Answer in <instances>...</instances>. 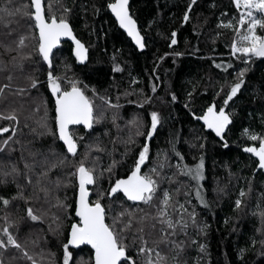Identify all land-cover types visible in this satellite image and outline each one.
<instances>
[{"label":"trees","instance_id":"16d2710c","mask_svg":"<svg viewBox=\"0 0 264 264\" xmlns=\"http://www.w3.org/2000/svg\"><path fill=\"white\" fill-rule=\"evenodd\" d=\"M112 1L51 0L53 11L58 17L66 15L75 36L88 50L87 59L81 63L73 54L75 44L62 42L53 52L52 70L64 76L67 63L70 66L67 77L81 81V87L87 85L86 95L94 103L95 115L104 117L92 129L70 127L74 137H84L78 140L75 156L67 154L57 136L54 97L47 86L49 68L38 53L34 21L21 14L10 27L0 23V87L10 85L0 97V115L7 117L14 113L16 116L15 120L0 118V128L8 129L0 132V197L10 201L5 207L0 200V229L7 217L11 233L37 264H63V244L67 243L69 227L78 222L74 215L78 181L69 174L88 151L85 146L98 144L103 151H91L86 161L89 167L95 166L99 173L113 160L118 162L111 175L105 172L96 184L87 186L91 202L105 193L101 203L107 224L111 225L113 218L125 210L134 211L137 219L142 215L154 217L167 190L172 196V207L168 209L172 218L180 219V205L187 210L183 213L188 223L186 234L178 228L177 235L172 237L177 244L183 242L180 264H264V244H261L264 223L259 215L264 210V170L255 172V158L242 151L243 146L259 145L258 140L251 141L244 134L245 129L264 137V57L249 59L240 53L232 54L241 10L234 6L233 0H196L189 12V21L185 22L183 16L191 0H129L130 13L144 39V49L139 51L111 16L108 4ZM48 2L45 0L46 15ZM5 4L22 8L30 0H0V6ZM65 7L70 9L68 13H64ZM229 22H233V27L221 26ZM173 32L176 44H172ZM257 34L264 35V30L258 29ZM21 36L28 37L21 55L31 53V58L13 62L11 57L17 53H5L3 45L15 48ZM114 62L122 68L121 72L112 71ZM243 68L248 69L245 83L225 105L230 86ZM29 77L38 81L36 88L30 87ZM18 88L25 91L17 93ZM100 97L120 107L109 108ZM45 106L48 125L54 134L46 133L40 126ZM210 106H215L216 112L223 107L230 115L231 123L221 134L223 138L205 130L197 120ZM153 111L160 116V123L149 138L147 130ZM114 114L118 117L115 125ZM134 118L136 123H130ZM137 127L142 133L139 136L135 135ZM130 135L133 142L126 143ZM145 143L149 152L142 175L154 167L160 173V176L153 175L158 185L152 204L130 201L123 192L109 198L106 195L109 186L133 168ZM62 156H66L65 163L52 168L46 178L40 177L41 183L37 186L39 174ZM201 157L204 159V179L200 182L204 204L197 198L196 181L177 167H192ZM25 163L33 166L31 170L25 169ZM13 165L20 174L5 176ZM40 188L49 190L47 197ZM241 190L247 193L243 198ZM21 191L24 198L13 199ZM57 197L66 202L67 210L56 206ZM238 198L242 199L240 208L235 205ZM28 207L42 219L32 221L27 216ZM193 211L196 224L189 217ZM54 216L59 217L62 225L57 235L50 231V225L53 229L56 227ZM122 219L126 223L128 217ZM202 225H207L205 232L199 231ZM117 227H123V223ZM140 227L144 228L148 246L156 247L153 242L160 239L161 225L151 218L143 224L134 220L132 227L121 234L126 237L127 256L135 264H146L147 256L138 254L141 241L137 229ZM0 239L7 243L6 236L0 235ZM200 244L206 246V254L199 251ZM158 248L168 256V264H172L177 250L163 243ZM241 249H245L243 254ZM69 251L72 254L69 264H93L89 247H69ZM0 260L3 264H31L23 258L20 249L12 246L0 249ZM122 264H131V261H122Z\"/></svg>","mask_w":264,"mask_h":264},{"label":"snow or ice","instance_id":"6c2138e0","mask_svg":"<svg viewBox=\"0 0 264 264\" xmlns=\"http://www.w3.org/2000/svg\"><path fill=\"white\" fill-rule=\"evenodd\" d=\"M196 0H191V3L188 5V11L184 13L183 20L185 22L189 21L190 16L189 12L192 9V6L195 4ZM233 4L237 9H243L240 12L239 24L241 26L247 25L246 29L240 30L237 29L238 39L233 40L232 42V54L235 55L240 53L242 56L249 57H264V35H258V29L264 30V0H233ZM108 8L111 9V12L115 15L116 20L119 22V26L126 30L127 34L135 41L136 45L141 49L144 48L143 38L140 35V32L137 30L136 21L129 14V0H115L114 3L108 4ZM64 13H68L70 9L64 8ZM23 15L27 19L34 21V28L38 30V53L42 57L43 61L46 62L49 66V71L47 74V86L50 90L52 96L55 98V125L56 131L58 132V138L63 142V145L66 147L67 154L72 156L77 155L78 151V140H83L84 137H74L69 130L70 125H83L86 129H92L94 123H99L102 120L103 114L100 116L95 115V106L92 99L86 95L87 85L81 87L82 82L78 81L75 78L67 77L66 73L70 69V66L65 63V75H57L53 72L52 56L53 49L59 44L61 37H70L75 44L73 49V54L78 62L83 63L87 59L88 50L79 39L73 35L72 28L66 18V15H60L59 17L53 11L51 0L47 4V15L45 9V0H30V4H25L21 7L12 8L10 4H5L0 6V23H3L5 27H10L11 23L14 22L17 15ZM222 27H233L231 22L228 24H222ZM11 35V33H8ZM176 33H172V44H176L175 39ZM28 39L27 36H21L16 43V47L12 48L9 45H3L4 51L7 54L15 51L16 56H12L11 59L13 62H16L18 59L23 61L25 59L31 58V53L26 55H21V50L26 47L25 41ZM115 61V57H113ZM245 63H248V60H245ZM19 67H23V64L20 63ZM220 67V65H217ZM247 68L240 70L236 77V82L230 86V91L227 95V98L224 100V104L227 105L237 94L240 92L242 86L245 83L244 76L247 72ZM113 72H121L122 68L114 62ZM31 88H36L38 81L34 78L29 77ZM8 80L11 81L12 77L9 76ZM10 85H4L0 87V97H3L5 88H9ZM153 92H155V86L153 87ZM24 88H18L17 93H23ZM95 94V89L92 90ZM175 100V96L172 97ZM108 104L109 108L118 109L119 104H112L110 100L105 97H100ZM148 100H145L147 103ZM46 105V102H45ZM215 106L208 107L203 117H198L197 119H203L204 124L207 128L212 129L217 136L222 137V133L225 130V127L231 123L230 115L225 112V109L221 107L219 112L214 110ZM151 126L147 130V137H152L157 126L160 123V116L157 112H151ZM0 118L15 120V114H10L7 117L0 115ZM117 115L112 116L113 124L117 119ZM130 123L135 124L136 119ZM40 126L45 129V132L48 134L52 133V130L49 128L47 120V108L45 106V116L42 118ZM118 127V126H117ZM7 128H0V132H7ZM42 135L44 133H41ZM107 134V133H105ZM142 133L137 127L135 135L139 136ZM245 135H248L251 141H259V147H246L244 150L248 153L254 154L258 157L259 163L258 167L264 169V137H260L256 134H250L247 129L244 131ZM131 135L128 138L126 143H131ZM5 144L8 141H4ZM88 151L85 152L83 158L80 160L79 164L76 166L75 171L70 173V176H73L78 181L79 194L75 202V215L79 218V221L71 225V231L68 235L67 243L63 244V264H69L71 259V252L69 251V246H79L81 244L91 245L92 249L95 250V264H122V261H131V264H135V261L131 257L127 256L128 245L124 243L126 237H123L121 234L126 232L132 227V223L136 220L137 223L143 224V222L149 218L155 219L160 225V239L154 241L156 247H149V241L144 237V228L140 227L137 229V232L140 234L139 239L141 241V246L138 249V254H144L147 256L146 264H168V256L162 254L158 246L160 243L171 244L173 250L176 251V255L172 257V264H180L179 256L183 252V247L181 242L177 244L175 237L177 235V229L185 232L188 227L187 221L183 218V213L187 210L183 205H180L181 216L180 219L174 220L169 214L168 209L172 207L171 194L165 190L163 196L159 201V206L157 207L156 215L154 217H148L147 215H142L138 219L136 218L134 211L125 210L113 218V223L111 225L105 222V208L101 203V198L105 193H100L98 198L94 202L89 201V191L87 186L94 185L98 180L103 177L104 173L107 172L109 175L112 174L113 168L118 163L113 160L112 164L107 168L99 171L97 173V168L95 166L89 167L86 163L90 159V153L93 149L96 151H103L98 144L86 145ZM203 147V145H201ZM53 154L55 150L53 149ZM149 146L147 143L144 144L143 149L139 152V157L136 160L135 167L131 171V174L127 176V179H117L115 184L110 187V191L106 195L112 197L118 192H123L124 196L127 197L130 201H141L145 204H152L154 196L157 192L158 181L153 178V175L160 176V173L154 167L150 170L149 173L141 175V166L145 163V160L148 158ZM179 156L180 154L177 153ZM182 159V157H181ZM66 156H62L59 160L50 164V166L42 171L39 174V177L36 180V185H40V177L46 178L49 171L52 168H57L65 163ZM25 169L31 170L33 167L30 164L25 163ZM163 167V165H161ZM181 169V173L187 176H190L193 180L199 182L204 179L203 169H204V159L200 158V162L197 163L194 167H189L184 165H177ZM19 175V170L13 165L11 172H5L4 175ZM27 178V173H25ZM171 179V178H169ZM28 183L31 184L32 180L28 178ZM70 183V182H69ZM57 187L60 185V181H56ZM20 185H17V188L20 189ZM251 190V189H250ZM40 191H43L45 197L48 196L49 190L47 188H40ZM197 198L200 199L201 203L204 204L205 201L201 196L200 192L197 191ZM247 195L243 190L240 192V197L243 198ZM24 198L22 191L18 194V197H13V199ZM238 198L235 201L237 208L241 207L242 199ZM5 207L10 203L8 199L0 197ZM66 200V198H65ZM57 207L64 208L67 210L68 205L65 201H61L57 197ZM259 208V205H257ZM139 211H143L142 209ZM262 223H264V210L259 212ZM27 216L32 221H39L42 219L41 216L34 214L32 207H28ZM127 216V222H123V217ZM189 217L193 224H196V214L193 211L189 214ZM6 224L0 229V235L6 236L7 243L4 239H0V249H6L9 246L15 247L22 251L23 258L31 261V264H37L36 259L29 255L28 251L25 250L22 245L17 241L10 231V226L7 224V217H5ZM53 222L56 224V227L53 229L50 225V231L54 235L60 234L62 231V225L59 223V217H53ZM118 223H123V227L118 228ZM155 227V225H152ZM207 225H202L199 228L200 232H205ZM259 231V229H258ZM196 243V241H193ZM255 243V241H253ZM261 244H264V241H261ZM199 251L206 254V246L204 244L199 245ZM245 249H241V254ZM153 253L155 259H153ZM50 255L54 256V254ZM43 259V257H42ZM0 264H3V260H0Z\"/></svg>","mask_w":264,"mask_h":264},{"label":"water","instance_id":"95a60500","mask_svg":"<svg viewBox=\"0 0 264 264\" xmlns=\"http://www.w3.org/2000/svg\"><path fill=\"white\" fill-rule=\"evenodd\" d=\"M115 2V0H113L112 2H110V3H114ZM109 3V4H110ZM108 10H109V12H110V14H111V16L114 18V20H115V22H116V24H117V26L125 33V35L130 39V41L132 42V44L137 48V50H139V51H142L144 48H140V47H138L137 45H136V43H135V41L127 34V32H126V30H124V29H122L120 26H119V22L116 20V18H115V15L111 12V9L110 8H108ZM188 11V10H187ZM129 14L131 15V13H130V9H129ZM132 16V15H131ZM132 18L135 20V18L132 16ZM136 21V20H135ZM70 24V23H69ZM70 27H71V25H70ZM136 27H137V30L140 32V30H139V27H138V23H137V21H136ZM72 28V27H71ZM73 31V30H72ZM73 35L75 36V34H74V32H73ZM140 35L142 36V34H141V32H140ZM37 36H38V30H37ZM76 37V36H75ZM77 38V37H76ZM142 38H143V36H142ZM65 41H67V42H70V43H72V44H74V42L72 41V39L70 38V37H61V39H60V42H59V44L53 49V52L60 46V44L62 43V42H65ZM143 43H144V39H143ZM46 63V62H45ZM47 64V63H46ZM47 66H48V64H47ZM48 68H49V66H48ZM208 109V108H207ZM207 109L201 114V115H199V116H197V118L198 117H203L204 116V114H205V112L207 111ZM54 111H55V98H54ZM202 125H203V127H204V129L205 130H207V131H209V132H211L212 134H214V135H216L215 134V132L212 130V129H209V128H207L206 127V125L204 124V121H203V119H197ZM72 126H75V125H70L69 126V129H70V127H72ZM78 126H81V127H83L85 130H88V129H86L82 124L81 125H78ZM55 127H56V125H55ZM57 132V131H56ZM57 136H58V132H57ZM217 136V135H216ZM62 144H63V142L62 141H60ZM64 146V145H63ZM246 147H259V145L258 146H243L242 147V151L243 152H245V153H247V154H250L253 158H255V160H256V167H255V172L256 171H258L260 168L258 167V163H259V160H258V157H256L254 154H252V153H248V152H246L244 149L246 148ZM64 148H65V150H66V147L64 146ZM71 155V154H70ZM143 166H144V164L141 166V171H142V168H143ZM134 167H135V165L133 166V168L125 175V176H120V177H117L116 179H114L113 180V182L111 183V185L109 186V188H108V192L110 191V187L111 186H113L114 184H115V181L117 180V179H127V176L128 175H130L131 174V171L134 169ZM262 170H264V169H262ZM140 174L142 175V172H140ZM88 188V187H87ZM88 191H89V201H90V197H91V192H90V190H89V188H88ZM122 192V191H121ZM118 193H120V192H118ZM118 193H116V194H118ZM78 194H79V186L77 185V189H76V197H75V202H76V198H78ZM116 194H114V195H116ZM113 195V196H114ZM113 196L112 197H110V196H108L109 198H113ZM91 202V201H90ZM74 215H75V207H74ZM75 217H76V215H75ZM77 219H78V221H79V218L78 217H76ZM74 223H76V222H74ZM73 224V223H72ZM71 224V225H72ZM71 225H70V227H69V230H68V235H69V233H70V231H71ZM68 239V238H67ZM81 246H87V247H89L90 249H91V251H92V263L93 264H95V250L94 249H92V247H91V245H88V244H81V245H79V246H69L70 248H79V247H81Z\"/></svg>","mask_w":264,"mask_h":264},{"label":"rangeland","instance_id":"374dc122","mask_svg":"<svg viewBox=\"0 0 264 264\" xmlns=\"http://www.w3.org/2000/svg\"><path fill=\"white\" fill-rule=\"evenodd\" d=\"M241 11H243V9L241 8L240 9ZM239 20L237 21V29H240V30H244V29H246V27H247V25L245 24L244 26H241L239 23ZM231 24L233 25V22H231ZM236 39H238V37L236 38ZM74 48H75V45H74ZM217 112H219V111H217ZM195 166V165H194ZM194 166H192V167H194ZM196 181V180H195ZM200 182H201V180L199 181V182H197L196 181V189H197V191H199L200 192V194H201V184H200Z\"/></svg>","mask_w":264,"mask_h":264}]
</instances>
